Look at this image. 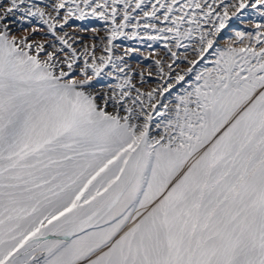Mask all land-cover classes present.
<instances>
[{"label":"snow or ice","instance_id":"1","mask_svg":"<svg viewBox=\"0 0 264 264\" xmlns=\"http://www.w3.org/2000/svg\"><path fill=\"white\" fill-rule=\"evenodd\" d=\"M0 264H264V0H0Z\"/></svg>","mask_w":264,"mask_h":264}]
</instances>
